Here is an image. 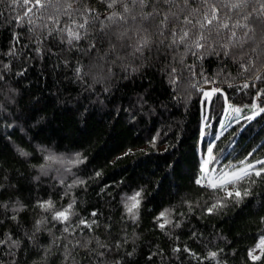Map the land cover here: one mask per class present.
I'll return each mask as SVG.
<instances>
[{
	"label": "trees",
	"instance_id": "trees-1",
	"mask_svg": "<svg viewBox=\"0 0 264 264\" xmlns=\"http://www.w3.org/2000/svg\"><path fill=\"white\" fill-rule=\"evenodd\" d=\"M42 2L0 0V205H7L0 206V239L10 234L20 242L0 245V264H264V257L248 255L264 237V176L242 183L252 195L239 204L226 201L215 214L207 209L225 193L195 182L209 144L215 160L208 168L217 174L264 160V113L251 108L264 107L261 60L251 68L247 56L234 59L214 45L212 52H188L180 63L173 51L153 48L142 65L133 63L137 71L117 61L114 75L98 82L107 75L108 64L97 59L107 39L101 42L89 24L88 36L69 44L66 26L84 36L72 23L83 22L74 10L83 5ZM86 4L101 19L112 11L103 0ZM227 35L224 30L221 43ZM91 40L96 47L87 51ZM208 85L221 90L210 102L203 95ZM141 190L133 221L125 205ZM47 200L55 205L51 211L38 207ZM69 204L72 228L64 232L66 225L51 217ZM166 209L172 223L161 229L156 217ZM81 219L96 223L76 227ZM37 221H44L38 229ZM210 252L218 253L215 260Z\"/></svg>",
	"mask_w": 264,
	"mask_h": 264
},
{
	"label": "snow or ice",
	"instance_id": "snow-or-ice-1",
	"mask_svg": "<svg viewBox=\"0 0 264 264\" xmlns=\"http://www.w3.org/2000/svg\"><path fill=\"white\" fill-rule=\"evenodd\" d=\"M24 4L30 3V0H23ZM108 9L112 11L104 15L101 19V14L94 8L88 7L86 0H67V9H73L74 4L83 5L82 9H74L80 12L83 17L82 23H77L73 20L72 23L78 29H84V36L78 30H73L72 27L66 26L67 35L70 37L69 44L73 41H79L88 36V26L93 25V30L99 34V39L103 42L105 39L108 41V47L104 50V54L100 55L97 51V59L100 61L101 66L104 63L108 64L107 75L101 76L98 82L104 79L111 78L114 73L112 67L119 61V66L125 71L135 72L136 67L133 63L137 60L143 64L146 59L145 51L151 52L153 48L160 51L161 47L171 50L175 53L171 57L176 60L179 57V62L183 63L184 56L191 52L194 56L201 49H207L209 52L214 51V45L219 46V50L223 51L225 56L231 55L234 59L243 60L245 56L248 57L247 64L251 68H255V61L261 60V66L264 67V0H103ZM11 3L18 4L19 0H11ZM35 5L44 7L42 0H35ZM117 6L119 8L117 9ZM226 9L221 16V10ZM32 9L28 8L25 12ZM233 13H236V18H233ZM71 16V13H68ZM23 19V17H20ZM231 22V23H230ZM29 23H32L29 20ZM237 29L242 30L240 35H237ZM224 30H227V42L221 43L224 38ZM247 46V47H246ZM96 47L95 40L89 41L87 51H91ZM183 47L184 52L181 53L179 49ZM218 55L219 52H216ZM202 58V56L200 57ZM241 68L244 71H250L251 68L241 63ZM78 78L82 71V66H77L75 69ZM176 68H171V73H175ZM0 79H3L0 76ZM255 80H260V75L254 76ZM175 82V79H173ZM244 88L249 85L245 83ZM108 89L106 88L105 91ZM221 92L220 89H212L211 91L204 92L203 95L207 100L216 93ZM227 101V96H224ZM233 112L240 113L241 108H233L232 105L228 106ZM255 110L254 115L264 113V107L259 104L251 106ZM254 116L247 117L251 120ZM11 127V125H9ZM214 145L207 146V159L203 161L202 175L195 181L202 187H208L213 190H219L225 193L224 197L218 199L215 203L208 207L209 214H215L222 209L228 207L226 201H232L239 204L244 198L252 195L251 187H244L242 190L240 185L256 184V178L264 176V167L256 168V164L264 165V160H257L255 164L241 161L244 165L240 168L234 166L230 171L222 170L218 174L215 168L209 170L208 164L210 161L215 160L213 156ZM20 155L28 156L29 153L23 149H19ZM57 158L49 155L47 160L54 161ZM77 162L79 159H77ZM44 166H42L43 170ZM99 175V173H97ZM39 179V177H37ZM83 183V181H80ZM231 185V189L229 188ZM128 203L125 207L129 216L133 221L139 219V209L142 203V190L135 192L127 198ZM7 207V205H0ZM38 207L44 211H51L55 205L51 200L38 202ZM72 205L69 204L67 208L62 211H55L52 219L65 224L64 232H69L72 225L70 223ZM23 210V205L19 209L13 211ZM91 215L95 216L93 212ZM170 210L162 211L156 219L163 220L158 226L164 229L166 225L171 224L172 221L168 218ZM12 219H16L15 216ZM44 221H37L38 226ZM96 221L88 223L86 220L81 219L76 227L83 225L89 229ZM179 227V224H176ZM18 240H13L11 235L8 234L6 239H0V245H9V247H18ZM260 250V255L254 253ZM174 251H180L179 248ZM185 251H189L185 248ZM195 256V253L192 254ZM217 252H210L209 256L215 260ZM248 255L251 260L259 261L264 257V237H260L256 246L249 250ZM217 264L219 262L217 261Z\"/></svg>",
	"mask_w": 264,
	"mask_h": 264
},
{
	"label": "rangeland",
	"instance_id": "rangeland-1",
	"mask_svg": "<svg viewBox=\"0 0 264 264\" xmlns=\"http://www.w3.org/2000/svg\"><path fill=\"white\" fill-rule=\"evenodd\" d=\"M214 88H215L214 86H212V85H208V86H204V87H203V90H205L206 92H208V91H211V90L214 89ZM208 102H210V101L208 100ZM205 159H207V153H205L204 156L202 157V160H203V161H204ZM208 166H209V164H208ZM254 254H255V255H260V250H257Z\"/></svg>",
	"mask_w": 264,
	"mask_h": 264
}]
</instances>
